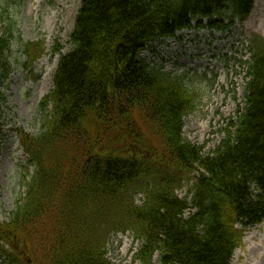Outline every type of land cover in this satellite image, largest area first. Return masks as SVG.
Returning <instances> with one entry per match:
<instances>
[{
	"label": "trees",
	"instance_id": "1",
	"mask_svg": "<svg viewBox=\"0 0 264 264\" xmlns=\"http://www.w3.org/2000/svg\"><path fill=\"white\" fill-rule=\"evenodd\" d=\"M255 1L82 0L53 109L38 134L20 132L37 170L11 221L0 222L5 264H112L111 236L128 231L143 264L157 253L159 264L231 263L246 230L264 222V37L250 39L244 107L211 153L184 137L195 111L185 78L140 55L194 22L222 31L244 22ZM15 39L10 23L0 37V83ZM34 234L40 259L24 253Z\"/></svg>",
	"mask_w": 264,
	"mask_h": 264
},
{
	"label": "rangeland",
	"instance_id": "2",
	"mask_svg": "<svg viewBox=\"0 0 264 264\" xmlns=\"http://www.w3.org/2000/svg\"><path fill=\"white\" fill-rule=\"evenodd\" d=\"M81 3L82 0H0V36L10 23L16 36L8 53L9 76L0 83L3 97L0 119L4 126L0 148L1 223L11 221V212L34 172L17 130L34 135L41 131L42 115L48 108L40 102L38 89L45 85L53 88L50 76L53 78L54 73L49 76L50 69L55 67L61 53L73 49L70 36ZM254 34L264 37V0H256L247 21L225 32L210 36L206 30L192 28L168 42L155 43L141 55L151 66L165 67L163 70L173 76L185 78L186 86L195 95V111L185 117L184 137L203 147L204 153H211L219 146L231 118L236 119L238 109L244 107L248 79L243 63L251 60L249 41ZM39 40L46 49L41 58L45 59V65L36 61L30 67L25 66V43ZM56 43L62 48L59 54L52 51ZM141 115L139 111L136 116ZM143 127L152 134L156 130L147 124ZM17 154H21L20 158ZM188 186L184 184L178 189L180 197L186 196ZM142 200L143 195L139 194L137 202L140 204ZM139 245L131 232L112 235L108 258L112 264H142L135 257ZM263 246L264 222L246 230L243 246L235 251L230 264H264ZM24 253L40 259L42 239L34 234L24 246ZM154 264H159L158 254Z\"/></svg>",
	"mask_w": 264,
	"mask_h": 264
},
{
	"label": "bare ground",
	"instance_id": "3",
	"mask_svg": "<svg viewBox=\"0 0 264 264\" xmlns=\"http://www.w3.org/2000/svg\"><path fill=\"white\" fill-rule=\"evenodd\" d=\"M44 60H42L40 63H43ZM55 68V67H54ZM54 68L50 69V73L49 75L52 74V72H54ZM225 79V77H223ZM51 90L49 89V85H45V86H40L38 89V96L39 98H43L45 96H47L48 94H50ZM17 157H19V154H17ZM264 248V246H263ZM259 250H256V252H258Z\"/></svg>",
	"mask_w": 264,
	"mask_h": 264
}]
</instances>
